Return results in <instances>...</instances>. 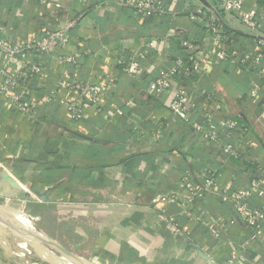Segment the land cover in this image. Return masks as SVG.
Masks as SVG:
<instances>
[{
  "label": "crops",
  "instance_id": "crops-1",
  "mask_svg": "<svg viewBox=\"0 0 264 264\" xmlns=\"http://www.w3.org/2000/svg\"><path fill=\"white\" fill-rule=\"evenodd\" d=\"M156 1L162 12L146 17L130 4L133 0H0V22L7 26L2 36L10 42L35 44L43 33L67 27L72 38L48 53L28 49L7 64L12 74L39 61L44 66L28 85L30 111L19 112L0 97V204L26 200L51 206L37 219L53 217L54 239L91 264H217L230 254L237 257L235 264H264V233L250 237L215 192L189 206L181 196L177 202L159 200L177 189L184 171L199 179L205 167L217 168V188L264 178V74L257 96L250 98L253 69L216 62L213 55V30L255 50L257 36H264V0H243L244 10L258 12L257 32L225 13L221 0ZM183 39L198 40L200 72L183 79L191 96L208 106L204 96L209 93L224 113L244 114L242 127L231 133L241 159L224 158L223 141L204 142L169 115L178 80L145 97L159 69L183 55ZM149 42L154 47L146 51L138 75L119 72ZM77 54L79 68L73 74L59 58ZM3 62L0 50V70ZM72 79L103 88L98 104L84 107L80 122L59 104L63 95L75 100L74 91L60 87ZM152 124L160 126V142L150 133ZM40 190L48 200L36 203ZM189 211L215 223L220 237L189 221ZM0 253L5 258L0 264H27Z\"/></svg>",
  "mask_w": 264,
  "mask_h": 264
},
{
  "label": "built area",
  "instance_id": "built-area-1",
  "mask_svg": "<svg viewBox=\"0 0 264 264\" xmlns=\"http://www.w3.org/2000/svg\"><path fill=\"white\" fill-rule=\"evenodd\" d=\"M130 4L134 5L136 10L146 17L162 12V8H159L160 4L156 0H133V4ZM221 8L225 13L234 16L250 31L257 32L259 29L258 12L256 10H244L243 0H221ZM197 13L199 14L200 10H197ZM6 29L7 26L0 22V50L3 52L4 58V65L0 70L2 76L0 80V97L7 99L8 104L17 111L26 113L30 111L33 105L30 93H28V85L30 80L42 70L41 67L44 66L43 62L39 61L29 66L24 65L15 74L7 71V64L14 57H21L28 49L35 48L36 50L48 53L56 46L72 42V38L66 33L71 28L67 27L66 30L47 31L42 34L40 41L35 44L10 42V40L2 36V33ZM213 31V55L216 62L228 61L230 64H236L240 68L253 69L255 81L249 91V96L250 98L256 97L258 85L261 84L260 78L264 74L262 67L264 36H257L258 38L255 40L256 48L255 50H251L249 47L240 46V44L235 45L234 42H231L230 37L222 36L220 32ZM227 42L228 44H225ZM197 45L198 40H181L179 46L183 48V55L175 57L170 66L159 69V72L144 92L145 97L149 98L161 94L163 91L170 89L175 80H178V85L172 90V98L168 105L169 115L173 119L183 122L189 131L191 130L204 142L216 144L218 141H221L220 143L223 141L220 145V153L224 158L241 159L240 153L235 148L231 133L235 129L237 130L242 127L240 120L244 118V114L241 111H238L237 114L224 113L221 104L216 102L214 96L209 93L204 96V99L205 102L212 105L204 106L199 104L191 96L185 85L186 81H183V79L198 76L200 72L201 62L196 53ZM153 47L154 44L152 42L147 43L132 56V59L119 68V72L130 78L136 77L140 71V63L146 57V51H152ZM78 58L79 55L77 54L68 57L61 56L59 60L64 66L67 65L74 68L73 74H75L79 68ZM119 63L122 64L121 61ZM182 81L184 84H182ZM60 87L74 91L76 94L75 100L67 98L66 95H63L59 99L60 106L76 122H80L83 119L84 107L88 105L96 106L103 93V88L99 84L77 82L74 79L63 80ZM117 112L120 113V111ZM135 124L139 125L138 122ZM151 128L150 133L156 141L160 142L161 135L157 133V129L160 126L152 124ZM135 129L138 128L136 127ZM216 169L209 166L205 167L199 179L192 177L190 172L184 171L180 176L177 189L160 194V202H177L181 196L184 197L182 204L189 206L193 201H203L206 199V194H214L215 192L220 202L230 207L231 212L239 217L243 221V224L247 226L250 230V237L254 238L258 232L264 233V178L252 179L245 186L235 184L232 187L217 188L218 173ZM256 200L260 203L257 207L254 204ZM35 201L36 203L43 202L40 199H36ZM22 203L26 208L28 203L31 202L24 200ZM25 213H27L26 209ZM185 214L189 221L194 220L196 223L204 226L210 236L215 239L220 237L221 231L212 221L204 219L200 214H193L191 211ZM229 223H233V221H229ZM173 229L177 232L175 227ZM236 258V256L230 254L226 259L217 264H235Z\"/></svg>",
  "mask_w": 264,
  "mask_h": 264
},
{
  "label": "rangeland",
  "instance_id": "rangeland-1",
  "mask_svg": "<svg viewBox=\"0 0 264 264\" xmlns=\"http://www.w3.org/2000/svg\"><path fill=\"white\" fill-rule=\"evenodd\" d=\"M19 204L21 203H15L12 205L10 202H3L0 204V209L11 214L12 212L20 211L18 213H23L29 216L28 213H25V205L23 203L21 205ZM31 218L34 220V222H38V224L41 226L44 223L46 229L52 231L54 220L53 217L46 218L45 221L38 220L37 216L35 215ZM56 223H58L57 225L63 227L67 224V222L63 221H56ZM21 240L23 239L0 224V249L4 250L9 255V258H11V260H22L24 262H27V264H59V258L61 256L44 243L25 242L26 246L22 247L19 245L21 243ZM3 256V253H0V260H5Z\"/></svg>",
  "mask_w": 264,
  "mask_h": 264
},
{
  "label": "water",
  "instance_id": "water-1",
  "mask_svg": "<svg viewBox=\"0 0 264 264\" xmlns=\"http://www.w3.org/2000/svg\"><path fill=\"white\" fill-rule=\"evenodd\" d=\"M40 200L47 201L48 198L45 195L44 190H40ZM30 226L20 223L11 213H7L0 209V224L22 238L25 242H42L54 251H56L63 259L70 264H91L87 260L78 256L64 245L50 237L42 229H40L36 223L30 218L28 219ZM40 235L41 238H38Z\"/></svg>",
  "mask_w": 264,
  "mask_h": 264
},
{
  "label": "trees",
  "instance_id": "trees-1",
  "mask_svg": "<svg viewBox=\"0 0 264 264\" xmlns=\"http://www.w3.org/2000/svg\"><path fill=\"white\" fill-rule=\"evenodd\" d=\"M134 158L135 157L130 158V162H133ZM26 208H27V213H29V214L31 213V214L37 216V215H43V214L49 213L52 207L44 205V204L28 203ZM40 229H42L46 234H48L50 237H52L54 239L53 232L52 231H50V232L45 231L46 226H44V224L42 225V228H40ZM65 247L67 248V246H65Z\"/></svg>",
  "mask_w": 264,
  "mask_h": 264
},
{
  "label": "bare ground",
  "instance_id": "bare-ground-1",
  "mask_svg": "<svg viewBox=\"0 0 264 264\" xmlns=\"http://www.w3.org/2000/svg\"><path fill=\"white\" fill-rule=\"evenodd\" d=\"M14 210V209H13ZM20 212V211H18ZM18 212H12V215L18 219V221L21 223H23L26 226H30V223L28 221V219H30L29 216H27L26 214L23 213H18ZM38 238H41L40 235H37ZM22 247L26 246V243L24 240H21V243L19 244ZM59 264H70L68 261H66L65 259H63L62 257L59 258Z\"/></svg>",
  "mask_w": 264,
  "mask_h": 264
}]
</instances>
